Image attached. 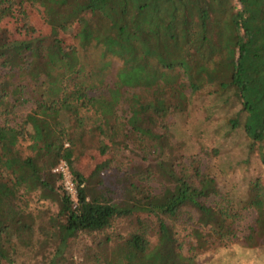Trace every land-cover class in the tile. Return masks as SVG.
I'll use <instances>...</instances> for the list:
<instances>
[{"label":"trees","instance_id":"obj_1","mask_svg":"<svg viewBox=\"0 0 264 264\" xmlns=\"http://www.w3.org/2000/svg\"><path fill=\"white\" fill-rule=\"evenodd\" d=\"M27 4L72 44L16 37ZM112 62L119 66L106 83ZM210 87L237 104L228 126L242 129L264 166V0H0V240L12 235L0 242V264H25L17 253L35 248L50 251L44 264H80L73 251L86 264L107 255L123 264H195L199 230L218 241L232 237L238 212L230 201L216 202L215 180L197 161L174 158L167 135L168 119ZM87 131L108 159L90 178L67 164L73 204L51 170ZM136 150L156 156L150 168L165 183L161 192L147 186L152 170L112 169L117 156ZM261 181L249 184L243 206L257 209L247 247L264 243ZM34 196L56 212L31 209ZM194 215L195 244L183 253L188 236L178 235ZM126 218L134 224L127 236L112 233Z\"/></svg>","mask_w":264,"mask_h":264},{"label":"rangeland","instance_id":"obj_2","mask_svg":"<svg viewBox=\"0 0 264 264\" xmlns=\"http://www.w3.org/2000/svg\"><path fill=\"white\" fill-rule=\"evenodd\" d=\"M235 3V0H233ZM24 22L16 24V37L34 38V37H57L64 45L72 44L71 37L67 32L57 31L49 28L41 19L37 9L26 5ZM9 28V27H8ZM118 62H112L111 68L106 75V83L111 82L112 75L118 67ZM109 85V84H106ZM100 90V91H99ZM88 93L89 95L105 94V88ZM212 89L206 88L204 91L191 96L187 110L182 114H175L168 119L167 135L171 146V154L174 158L181 159L184 164L190 160L197 161L202 171L210 174L216 183L219 196L216 202L230 201L231 206L237 213L234 223V234L232 237L223 241H218L205 231L197 229L194 218L187 222L185 231H181L178 237H184L185 243L182 251L186 252L189 245H194L195 241L189 236L191 229L199 230L198 237L201 240V247L196 251L195 264H264V243L258 242L255 247H247L243 238L247 233L256 216V207L243 208L247 200L248 186L256 178L261 179L264 184V166L261 164L256 146H252L245 138L241 128L231 130L228 126V120L232 118L238 110L236 103L227 96H221L211 92ZM227 99V101H225ZM225 101V102H224ZM30 104L18 107L14 111L12 122H19L29 111ZM120 114V113H119ZM3 117L0 116V124ZM27 144H20L23 154ZM97 135L92 132H85L77 140L72 149L73 155L68 161L75 172L83 174L90 178L107 162L106 155H99ZM131 148V147H129ZM155 155H146L136 151H126L115 158L112 169L115 170H139L149 169L154 161ZM137 166V167H136ZM113 174L111 171L106 172V177ZM104 177V176H103ZM59 186V182L56 183ZM147 186L150 192L157 194L163 190L165 183L159 179L157 174L153 173L147 178ZM31 209L45 210L48 214L56 212V204L47 201H38L36 196L30 204ZM63 224V217L58 218L59 227ZM133 220L126 218L117 221L112 233L120 236H127L133 229ZM4 236V237H3ZM91 238V237H90ZM12 239L11 233L2 235L0 242H9ZM35 239H40V234H36ZM92 239V238H91ZM91 239L84 238L81 243L90 245ZM153 243L154 240L150 239ZM50 251L45 249H34L30 253L18 252V261L25 264H44ZM39 253H41L39 255ZM73 253L74 261L86 264L85 260H80L77 252ZM78 257V258H77ZM76 264V263H74ZM102 264H123L120 259L107 255Z\"/></svg>","mask_w":264,"mask_h":264},{"label":"built area","instance_id":"obj_3","mask_svg":"<svg viewBox=\"0 0 264 264\" xmlns=\"http://www.w3.org/2000/svg\"><path fill=\"white\" fill-rule=\"evenodd\" d=\"M52 173L57 174L60 177L63 191L67 194L70 201L75 204L77 198V190L70 176L67 163L65 161H59L56 166L51 170Z\"/></svg>","mask_w":264,"mask_h":264}]
</instances>
